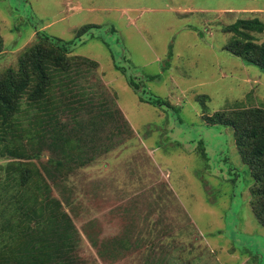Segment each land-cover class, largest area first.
I'll return each instance as SVG.
<instances>
[{
  "label": "rangeland",
  "instance_id": "1",
  "mask_svg": "<svg viewBox=\"0 0 264 264\" xmlns=\"http://www.w3.org/2000/svg\"><path fill=\"white\" fill-rule=\"evenodd\" d=\"M253 18L264 22V0H0V75L19 69L38 31L76 41L52 88L57 104H23L0 130V264H23L20 206L46 195L78 230L77 264H264L238 146L242 112L264 109V70L228 51L225 31ZM88 24L97 27L78 40ZM253 36L264 42V31ZM127 76L171 106L140 101ZM27 176L35 183L23 190Z\"/></svg>",
  "mask_w": 264,
  "mask_h": 264
},
{
  "label": "trees",
  "instance_id": "2",
  "mask_svg": "<svg viewBox=\"0 0 264 264\" xmlns=\"http://www.w3.org/2000/svg\"><path fill=\"white\" fill-rule=\"evenodd\" d=\"M97 27L95 24L83 26L77 34L78 40ZM115 31V30H113ZM225 31L232 33L233 38L226 46L232 54L242 58L245 62L255 64L264 70V42L257 43L253 33L264 31V22L258 18L239 19L225 27ZM36 42L26 49L19 59V69H8L0 75V130L10 129L17 122L16 119L22 112L23 104L28 107L47 109L49 103H54L52 88L60 85L58 74L70 58L72 46L76 41H66L52 36L45 31H38ZM77 40V41H78ZM110 47V45L106 42ZM2 36L0 34V51H2ZM110 49L116 69L127 74V68L120 64L114 52ZM88 65L96 69L98 62L90 58H84ZM67 67V66H65ZM128 83L139 94L142 102L155 106H171V104L157 95L141 90V83L133 76H127ZM157 76H150L154 79ZM205 99V96L200 97ZM52 104V106H53ZM246 127L239 132L238 146L243 155L244 162L249 165L251 175L254 178L252 188V205L259 222L264 226V109H253L242 112ZM213 122H224L221 113L216 112L210 117ZM53 120V118H52ZM55 129L54 127L52 130ZM51 131V130H50ZM55 133V132H54ZM55 137V136H54ZM68 148L78 147L72 140H65ZM6 151L10 155L20 157V147L6 145ZM198 150L206 160L208 154L200 142ZM81 152V151H80ZM88 161H91L88 159ZM60 165L61 163L58 162ZM12 171H17L13 169ZM35 183L30 177H26L21 184L25 190L30 184ZM39 187V185L37 184ZM50 191V190H46ZM42 190H39V194ZM33 209L22 203L23 214L28 217L29 228L22 254L19 256L23 264H77L73 256H68L77 246L76 238L78 230L75 228L68 214L61 209L60 203L55 199L45 197L41 205H35ZM27 206V208H25ZM24 218V217H23ZM57 237L58 244L51 243L47 238ZM21 252V250H20ZM85 264V263H81Z\"/></svg>",
  "mask_w": 264,
  "mask_h": 264
}]
</instances>
